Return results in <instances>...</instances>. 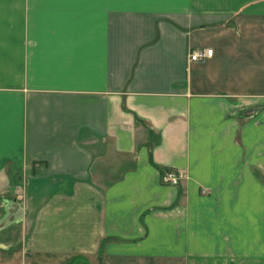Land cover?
<instances>
[{
	"label": "crops",
	"instance_id": "1",
	"mask_svg": "<svg viewBox=\"0 0 264 264\" xmlns=\"http://www.w3.org/2000/svg\"><path fill=\"white\" fill-rule=\"evenodd\" d=\"M0 264H264V0H0Z\"/></svg>",
	"mask_w": 264,
	"mask_h": 264
},
{
	"label": "built area",
	"instance_id": "2",
	"mask_svg": "<svg viewBox=\"0 0 264 264\" xmlns=\"http://www.w3.org/2000/svg\"><path fill=\"white\" fill-rule=\"evenodd\" d=\"M212 50H200V51H194L190 54V61L192 62H199L203 61L208 57H211ZM161 183L164 185H170V186H177L180 183L181 176H179L176 172L173 170H165L162 172L160 177Z\"/></svg>",
	"mask_w": 264,
	"mask_h": 264
},
{
	"label": "rangeland",
	"instance_id": "3",
	"mask_svg": "<svg viewBox=\"0 0 264 264\" xmlns=\"http://www.w3.org/2000/svg\"><path fill=\"white\" fill-rule=\"evenodd\" d=\"M5 223V222H4Z\"/></svg>",
	"mask_w": 264,
	"mask_h": 264
}]
</instances>
